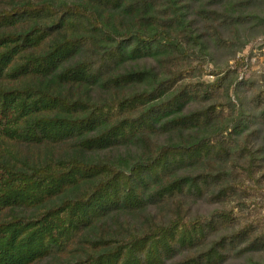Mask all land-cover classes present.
Returning a JSON list of instances; mask_svg holds the SVG:
<instances>
[{"label": "trees", "instance_id": "16d2710c", "mask_svg": "<svg viewBox=\"0 0 264 264\" xmlns=\"http://www.w3.org/2000/svg\"><path fill=\"white\" fill-rule=\"evenodd\" d=\"M199 18L227 43L246 24H264V0H0V264H38L51 254L77 257L67 264H165L176 248L198 246L231 224L226 209L189 218L181 200L217 186L216 199L228 196L237 190L233 172L175 173L228 152L220 135L248 129L250 118L225 117L216 104L182 113L198 89L177 87L181 71L157 69L161 56L171 65L190 54L210 56ZM150 57L158 64L130 65ZM232 71L203 93L223 84L229 96ZM256 118L264 121V110ZM190 128L212 133L151 142ZM132 144L140 145L135 156H100ZM243 149L248 164L240 166L256 180L264 146ZM175 199L167 223L97 227L114 210ZM244 238L242 230L224 234L171 264H219ZM263 246L264 233L241 250Z\"/></svg>", "mask_w": 264, "mask_h": 264}, {"label": "rangeland", "instance_id": "374dc122", "mask_svg": "<svg viewBox=\"0 0 264 264\" xmlns=\"http://www.w3.org/2000/svg\"><path fill=\"white\" fill-rule=\"evenodd\" d=\"M200 20V21H199ZM196 24L198 33L209 40L208 52L210 56L190 54L176 64H172L165 56L160 67L153 57L130 62L132 66L159 65L157 69L168 73L170 69L181 71L177 87L185 85L198 89L183 101L182 113H189L196 109L216 104V112L225 117L242 115L250 118L248 129H243L239 134L232 135V128L220 135L221 139L229 141V151L222 156L193 161L182 166L176 175L198 174L204 171L227 170L233 172L237 180L236 191L221 199H216L214 194L219 186L213 188L204 197L180 198L184 209H188L189 218L197 216L208 217L215 211L226 209L232 215V222L228 226L211 233L204 242L195 247L176 248L166 256L165 264H171L206 249L213 240L233 231L242 230L244 240L238 242L235 249L228 252L225 261L219 264H247L251 260L264 261V246L255 250L242 251L241 249L255 236L264 233V161L262 166L255 167L256 180L248 177L240 165H247V154L243 147L252 145L255 148L264 146V121H259L256 116L264 110V24L245 25L242 35L233 37V41L221 40V37L212 34L203 18ZM228 35V33H227ZM246 41L242 49L239 46ZM238 50V51H237ZM237 61L239 64H237ZM228 70L236 73L237 80L231 88L230 95L223 94L224 85L214 88L211 94L205 95L203 90L208 84L225 74ZM232 71V72H233ZM231 73V72H230ZM100 95L104 92L99 89ZM258 108H255L256 104ZM233 108V110H232ZM244 128V125H243ZM210 128H190L179 133H159L151 137V142L157 145L184 142L204 135H210ZM214 139V137H213ZM264 150V149H263ZM140 152L139 144L121 146L120 148L100 153L101 157L118 158L120 156H135ZM231 178H234L230 176ZM259 179V181H258ZM177 199L168 202H156L135 211L114 210L98 222L99 229L114 230L119 228L135 227L148 229L154 223H167L177 205ZM132 228V229H131ZM76 256L60 257L56 254L49 255L38 264H67ZM159 264V263H158Z\"/></svg>", "mask_w": 264, "mask_h": 264}]
</instances>
